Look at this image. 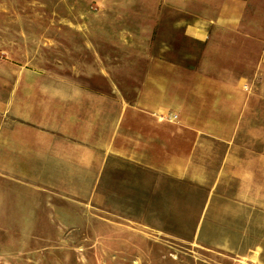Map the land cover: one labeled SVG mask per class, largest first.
<instances>
[{
  "label": "rangeland",
  "instance_id": "374dc122",
  "mask_svg": "<svg viewBox=\"0 0 264 264\" xmlns=\"http://www.w3.org/2000/svg\"><path fill=\"white\" fill-rule=\"evenodd\" d=\"M129 11L123 0H0V125L48 91L67 116L95 106L115 131L97 170L29 164L2 143L0 264H264V101L230 141L181 132L132 146L122 94L134 96L139 53L117 48L123 33L139 43L136 21L117 18Z\"/></svg>",
  "mask_w": 264,
  "mask_h": 264
},
{
  "label": "crops",
  "instance_id": "0c3cea01",
  "mask_svg": "<svg viewBox=\"0 0 264 264\" xmlns=\"http://www.w3.org/2000/svg\"><path fill=\"white\" fill-rule=\"evenodd\" d=\"M123 3L130 11L117 18L136 21L139 43L135 47L123 33L117 48L139 53V71L132 100L122 94V123L133 120L123 124L122 138L128 142L136 134L132 146L139 148H146L147 138L158 144L181 132L232 140L252 106L257 112L255 101H264V0ZM49 96L47 91L45 99L17 103L15 123L9 129L0 125V147L7 140L19 143L29 164H93L97 170L103 152H113L114 124L100 125L95 106L89 116L71 118L59 106L60 98ZM97 97L90 94V105ZM168 115L175 118L167 120Z\"/></svg>",
  "mask_w": 264,
  "mask_h": 264
}]
</instances>
